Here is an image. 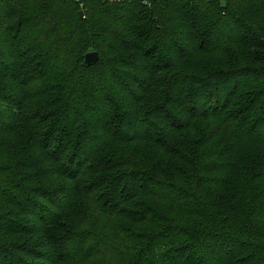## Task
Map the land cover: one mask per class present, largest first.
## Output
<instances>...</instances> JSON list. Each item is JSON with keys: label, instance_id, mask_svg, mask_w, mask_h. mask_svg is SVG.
I'll return each instance as SVG.
<instances>
[{"label": "trees", "instance_id": "trees-1", "mask_svg": "<svg viewBox=\"0 0 264 264\" xmlns=\"http://www.w3.org/2000/svg\"><path fill=\"white\" fill-rule=\"evenodd\" d=\"M81 1L0 0V264H264V0Z\"/></svg>", "mask_w": 264, "mask_h": 264}, {"label": "rangeland", "instance_id": "rangeland-1", "mask_svg": "<svg viewBox=\"0 0 264 264\" xmlns=\"http://www.w3.org/2000/svg\"><path fill=\"white\" fill-rule=\"evenodd\" d=\"M51 98H53L51 92H46L44 96L29 97L27 102V110L19 116V123H15L16 128L12 134H9L2 138L3 150L5 149L6 155L13 162L17 164H24V172L19 176L26 175L32 176L35 174H41L39 168L27 169L29 166H34L33 162L26 158L27 155H22L20 150L25 149L30 138L31 131L36 132L39 128H43L44 124H47L45 120H49L53 112L54 106H52ZM255 152L252 150L247 151L243 155V164H249L254 161ZM28 172V173H27ZM18 176V177H19Z\"/></svg>", "mask_w": 264, "mask_h": 264}, {"label": "built area", "instance_id": "built-area-1", "mask_svg": "<svg viewBox=\"0 0 264 264\" xmlns=\"http://www.w3.org/2000/svg\"><path fill=\"white\" fill-rule=\"evenodd\" d=\"M75 1L79 4L80 7L83 6V3L81 0H75ZM104 1L111 3V4H113V3H127V2L131 3L133 1H137L142 6L150 7L152 5L153 0H104Z\"/></svg>", "mask_w": 264, "mask_h": 264}, {"label": "water", "instance_id": "water-1", "mask_svg": "<svg viewBox=\"0 0 264 264\" xmlns=\"http://www.w3.org/2000/svg\"><path fill=\"white\" fill-rule=\"evenodd\" d=\"M79 14L82 15L83 14L82 11H80ZM98 60H99V56L96 51H90L84 55V63L87 65L95 64L98 62Z\"/></svg>", "mask_w": 264, "mask_h": 264}]
</instances>
